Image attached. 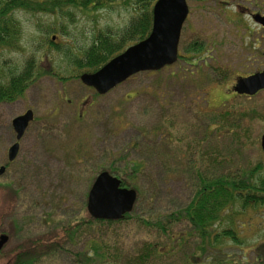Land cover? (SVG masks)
<instances>
[{"label":"rangeland","instance_id":"374dc122","mask_svg":"<svg viewBox=\"0 0 264 264\" xmlns=\"http://www.w3.org/2000/svg\"><path fill=\"white\" fill-rule=\"evenodd\" d=\"M186 3L182 57L103 95L80 81L86 70L69 60L81 56L98 32L123 28L136 13L133 0L57 14L14 12L18 47L0 51V66L14 71L35 59L38 68L22 96L0 103V235L7 236L1 253L59 237L64 227L88 217V190L102 169L139 162L140 170L124 179L125 187L138 190L129 218L82 224L59 245L33 248L48 252L32 264H83L81 253L93 264H264V205L239 210L236 203L232 218L222 211L205 234L184 218L165 222L186 207L203 178L242 171L264 177V91L251 97L231 90L236 77L264 64L255 53L264 44L260 40L256 48L251 37L254 0ZM51 37L58 50L49 45ZM192 40L202 42L195 55L185 52ZM27 109L34 120L9 162L12 119ZM228 228L235 240L222 235Z\"/></svg>","mask_w":264,"mask_h":264},{"label":"trees","instance_id":"16d2710c","mask_svg":"<svg viewBox=\"0 0 264 264\" xmlns=\"http://www.w3.org/2000/svg\"><path fill=\"white\" fill-rule=\"evenodd\" d=\"M113 1L114 0H0V51L5 48L15 49L18 47L17 41L20 35V26L18 20L14 17L15 11L25 10L29 12L57 14L70 7L87 8L88 6H93L94 8H100ZM154 1L155 0H133V9L136 13L132 14L128 23H126L123 28L118 31L105 30L104 32H98L92 38L89 45L82 51V55L74 57L69 61L77 68L85 69L87 72H94L112 57L121 53L129 45L147 37L152 27L151 10ZM201 43L202 42L198 40H192L188 48L186 49L185 47V52H195L193 55L200 53L203 49L200 45ZM49 45L55 50H58V46L52 39L49 40ZM181 57L182 55L179 54L178 58ZM184 58L185 57H183V60L186 64L193 63L191 60L192 57L186 60ZM36 62L37 60L35 59H29L25 63L24 69L21 68L14 71L9 69L5 71L6 69L0 66V103L15 101L23 95L29 85L28 82L31 81L32 77L37 72L38 66ZM161 70L162 69L147 73H157ZM214 70L220 77H226V72H224L222 68L216 67ZM43 72L48 74L46 71ZM222 81L223 80H219L217 83L219 84ZM140 166L139 162H130L124 168L125 170L117 171V169L114 168H104L102 170H107L109 173L116 175L121 179V184L124 186V179L126 180L128 176L135 175L140 170ZM134 189L138 191L136 187H134ZM1 201L2 197L0 193V203ZM236 203L240 206L239 210H244L250 205L263 206L264 177L255 176L251 172L246 173L242 171L238 176L220 175L212 179L203 178L200 180L198 189L186 207L178 213L172 212L165 216V222L184 218L199 234H205L206 228L211 227L214 222L221 218L220 213L222 211H226L228 219H231L232 215L230 216L229 213H236L233 210V206ZM3 209L4 208L0 207V216L5 212ZM86 212L88 217L64 227L59 237L57 235L53 237L51 241H54V246L57 244L59 245L61 240L68 238L71 232L82 224H91L96 221L107 223L120 221L96 219L87 209ZM130 215L131 213H127L122 219L129 218ZM222 235L234 240L236 239L234 231L231 228L223 229ZM55 237H58L56 241ZM47 241L49 240L37 239V241L31 244L30 248L20 247L17 251L13 250L6 254L1 253L2 246L0 247V264H32L35 259L37 260L40 254L48 252L47 250L42 253H37L33 252L32 249L34 248L35 250L41 247L46 248V245L51 242L49 241L46 244ZM88 253L90 254L91 252L89 251ZM81 255L83 256L81 260L83 264H93V262L88 260V254L81 253Z\"/></svg>","mask_w":264,"mask_h":264},{"label":"water","instance_id":"95a60500","mask_svg":"<svg viewBox=\"0 0 264 264\" xmlns=\"http://www.w3.org/2000/svg\"><path fill=\"white\" fill-rule=\"evenodd\" d=\"M151 11L152 27L148 36L126 47L96 71L81 73L79 79L84 85L103 95L134 74L158 71L177 60L181 29L188 14L186 0H156ZM261 89H264V71L239 77L232 86L235 93L248 96ZM33 118V112L27 109L12 119L15 141L8 147V161L16 158L19 140ZM260 145L264 153V133ZM4 169V166L0 167V174ZM136 198L134 188L122 186L120 178L102 170L88 190L86 209L96 219L120 220L132 211ZM6 241L7 236L0 235V247Z\"/></svg>","mask_w":264,"mask_h":264},{"label":"flooded vegetation","instance_id":"af4514ba","mask_svg":"<svg viewBox=\"0 0 264 264\" xmlns=\"http://www.w3.org/2000/svg\"><path fill=\"white\" fill-rule=\"evenodd\" d=\"M254 4H255L254 8H252V10H250V12H249L250 22L252 23V25H254V27H252L253 33H252L251 37H252L253 45L256 48H259L261 41L264 44V5H262V6L259 5L257 0H254ZM256 51H255V53L257 54V57L264 58V50L263 49H262L260 55H259V52L258 51L256 52ZM263 71H264V64L261 66V68L255 69L254 72H251L250 74H246L244 76H238V77H236V79L239 77H246V76L253 75L256 73H261ZM262 91H264V89L257 91L255 94L251 95V97L257 95L258 93H260ZM233 93H235V92H233ZM244 96H246V95H244Z\"/></svg>","mask_w":264,"mask_h":264}]
</instances>
